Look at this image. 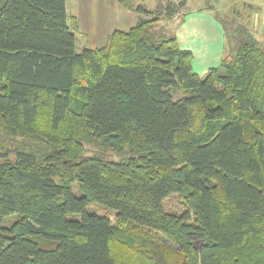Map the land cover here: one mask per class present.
<instances>
[{
  "label": "trees",
  "instance_id": "trees-1",
  "mask_svg": "<svg viewBox=\"0 0 264 264\" xmlns=\"http://www.w3.org/2000/svg\"><path fill=\"white\" fill-rule=\"evenodd\" d=\"M116 1L135 26L76 53L65 0H0V264H264V45L200 76L152 29L186 0Z\"/></svg>",
  "mask_w": 264,
  "mask_h": 264
},
{
  "label": "crops",
  "instance_id": "crops-1",
  "mask_svg": "<svg viewBox=\"0 0 264 264\" xmlns=\"http://www.w3.org/2000/svg\"><path fill=\"white\" fill-rule=\"evenodd\" d=\"M161 1L158 4L160 7L167 3ZM202 1L204 8L188 6ZM205 1L186 0L180 27L175 30L179 47L191 52L192 68L198 75L218 67L226 51L233 47H227L226 29L214 16L215 13L226 14L231 19V31L235 28L240 31L245 24L246 30L252 32V38L264 45V0H213L214 7L208 2L205 4ZM172 2L177 3L179 0ZM65 4L68 25H71L70 18L76 21L75 39H80L81 49L105 48L107 39L114 32L128 33L138 19L136 13L124 8L116 0H65Z\"/></svg>",
  "mask_w": 264,
  "mask_h": 264
},
{
  "label": "rangeland",
  "instance_id": "rangeland-1",
  "mask_svg": "<svg viewBox=\"0 0 264 264\" xmlns=\"http://www.w3.org/2000/svg\"><path fill=\"white\" fill-rule=\"evenodd\" d=\"M167 1V3H169L168 1H172V0H165ZM212 1L213 0H206L205 1V4H210L212 5ZM131 3L133 2H136V4H141L143 6H145L147 9H150V10H156L159 8L158 4L162 3L161 0H131L130 1ZM171 3H174V2H171ZM176 3V2H175ZM197 5H193V6H189V8H193V7H198V8H204L203 6L204 5V1L198 3L196 2ZM213 6V5H212ZM214 7V6H213ZM185 9V8H184ZM184 9L181 11V13H178L179 15H176L172 18H170L168 21H164L162 18L161 20L159 21V23H157L156 25H154V27L152 28L154 31L158 32V27H163L164 28V32H163V35L165 36V38H172L175 34V30L180 27V24H181V16L184 14ZM187 10V9H186ZM183 12V13H182ZM213 12V11H212ZM214 14V13H213ZM217 20H219L221 22V24L225 27L226 29V41H227V47L229 45H234V44H237V42L239 41H242V40H245L246 38H251L253 37L252 36V32H250V30H246L247 29V26L244 24V26L242 27V30L241 32L238 33V31H235V32H232L230 30V24L231 23V19L223 13H215L214 15ZM233 25V24H232ZM254 33V32H253ZM255 34V33H254ZM243 35L244 36V39H241L240 36ZM248 36V37H247ZM81 47H80V39L79 38H76V42H75V51L76 53H79L81 51ZM200 76H203V75H200ZM1 143H3V141H0V145ZM4 144L7 145L8 143L4 140ZM85 149L86 151L84 152V156H90L92 154H102L105 158H107L108 160H111V161H118L119 160V155L117 154H114L112 152H105V151H101L100 149H95V148H92L91 146L87 145L85 146ZM73 192L76 196H80V194L77 192L76 188L73 189ZM164 207L166 209V211H169V212H173V213H176V214H180L181 213V207L179 205V201L177 199V196L175 195H170L169 198L165 199L164 200ZM87 213L89 214H93L94 212H96L98 215H107L110 220L112 221V223H114V220H113V213L111 212H108L106 210H103L101 208H98L96 206H90L88 207V209L86 210Z\"/></svg>",
  "mask_w": 264,
  "mask_h": 264
}]
</instances>
